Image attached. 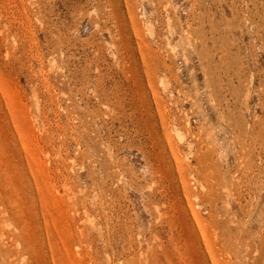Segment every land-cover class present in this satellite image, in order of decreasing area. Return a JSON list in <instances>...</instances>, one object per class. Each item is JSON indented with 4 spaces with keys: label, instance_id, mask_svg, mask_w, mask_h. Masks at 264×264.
Segmentation results:
<instances>
[{
    "label": "rangeland",
    "instance_id": "obj_1",
    "mask_svg": "<svg viewBox=\"0 0 264 264\" xmlns=\"http://www.w3.org/2000/svg\"><path fill=\"white\" fill-rule=\"evenodd\" d=\"M0 264H264V0H0Z\"/></svg>",
    "mask_w": 264,
    "mask_h": 264
}]
</instances>
